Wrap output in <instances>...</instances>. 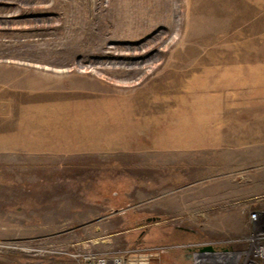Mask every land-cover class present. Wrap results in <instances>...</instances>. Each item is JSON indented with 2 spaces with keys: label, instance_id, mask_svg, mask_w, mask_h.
<instances>
[{
  "label": "rangeland",
  "instance_id": "374dc122",
  "mask_svg": "<svg viewBox=\"0 0 264 264\" xmlns=\"http://www.w3.org/2000/svg\"><path fill=\"white\" fill-rule=\"evenodd\" d=\"M263 229L264 0H0V264Z\"/></svg>",
  "mask_w": 264,
  "mask_h": 264
},
{
  "label": "built area",
  "instance_id": "2783aa9c",
  "mask_svg": "<svg viewBox=\"0 0 264 264\" xmlns=\"http://www.w3.org/2000/svg\"><path fill=\"white\" fill-rule=\"evenodd\" d=\"M249 219L253 223L258 222L259 212H253ZM253 240H255V244L251 252V258L245 264H264V229L258 231L254 235ZM186 247L191 250L192 264H236L237 262V255L233 254L229 249H218V247L208 242H193L190 245L183 244L178 246L181 249ZM161 249L160 247H147L143 254L138 250L110 254L89 251L80 257L81 264H121L125 263V260L129 261L127 264H150V260L158 258L156 255L160 253L159 250ZM138 254L144 255L141 261ZM71 255L76 257L80 254L73 253ZM129 257L130 259H127Z\"/></svg>",
  "mask_w": 264,
  "mask_h": 264
},
{
  "label": "water",
  "instance_id": "95a60500",
  "mask_svg": "<svg viewBox=\"0 0 264 264\" xmlns=\"http://www.w3.org/2000/svg\"><path fill=\"white\" fill-rule=\"evenodd\" d=\"M156 219H159L158 217L156 218V217H154V218H149L147 221L148 222H150V221H152V220H156ZM208 249H212V248H208Z\"/></svg>",
  "mask_w": 264,
  "mask_h": 264
}]
</instances>
